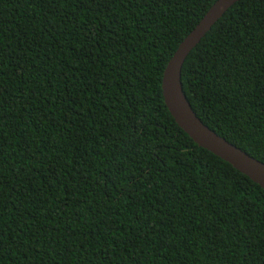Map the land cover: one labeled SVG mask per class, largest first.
<instances>
[{"label": "trees", "instance_id": "trees-1", "mask_svg": "<svg viewBox=\"0 0 264 264\" xmlns=\"http://www.w3.org/2000/svg\"><path fill=\"white\" fill-rule=\"evenodd\" d=\"M215 1L0 0V264H264V189L162 95ZM181 83L264 163V0L225 11Z\"/></svg>", "mask_w": 264, "mask_h": 264}, {"label": "water", "instance_id": "water-1", "mask_svg": "<svg viewBox=\"0 0 264 264\" xmlns=\"http://www.w3.org/2000/svg\"><path fill=\"white\" fill-rule=\"evenodd\" d=\"M239 0H216L194 28L183 38L170 57L161 80L164 103L174 119L192 141L264 189V163L219 136L196 115L181 83L182 65L190 51L225 13Z\"/></svg>", "mask_w": 264, "mask_h": 264}]
</instances>
